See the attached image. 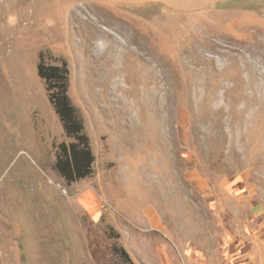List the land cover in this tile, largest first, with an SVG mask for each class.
<instances>
[{"label": "rangeland", "instance_id": "rangeland-1", "mask_svg": "<svg viewBox=\"0 0 264 264\" xmlns=\"http://www.w3.org/2000/svg\"><path fill=\"white\" fill-rule=\"evenodd\" d=\"M0 264H264V0H0Z\"/></svg>", "mask_w": 264, "mask_h": 264}, {"label": "trees", "instance_id": "trees-1", "mask_svg": "<svg viewBox=\"0 0 264 264\" xmlns=\"http://www.w3.org/2000/svg\"><path fill=\"white\" fill-rule=\"evenodd\" d=\"M38 74L45 80L50 99L61 117L65 130L75 137L70 143L59 144L56 167L68 182L84 178L92 172L95 156L90 140L84 133L82 120L68 96L70 82L68 62L60 59L56 64H47L44 54L40 53ZM122 250L125 254V250L123 248Z\"/></svg>", "mask_w": 264, "mask_h": 264}]
</instances>
